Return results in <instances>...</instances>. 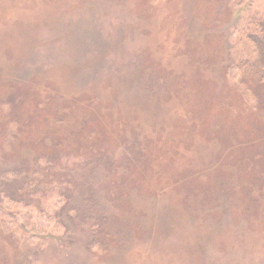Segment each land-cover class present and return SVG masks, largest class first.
<instances>
[{"label": "rangeland", "instance_id": "obj_1", "mask_svg": "<svg viewBox=\"0 0 264 264\" xmlns=\"http://www.w3.org/2000/svg\"><path fill=\"white\" fill-rule=\"evenodd\" d=\"M0 264H264V0H0Z\"/></svg>", "mask_w": 264, "mask_h": 264}, {"label": "trees", "instance_id": "obj_2", "mask_svg": "<svg viewBox=\"0 0 264 264\" xmlns=\"http://www.w3.org/2000/svg\"><path fill=\"white\" fill-rule=\"evenodd\" d=\"M243 8V6L241 7V9Z\"/></svg>", "mask_w": 264, "mask_h": 264}]
</instances>
